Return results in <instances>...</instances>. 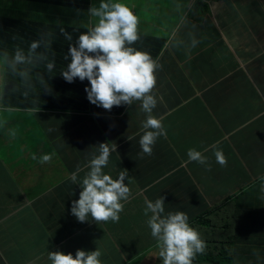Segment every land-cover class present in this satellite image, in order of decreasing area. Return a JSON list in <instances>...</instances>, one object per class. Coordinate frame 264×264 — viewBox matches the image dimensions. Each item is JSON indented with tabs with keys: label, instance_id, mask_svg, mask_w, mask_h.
I'll return each instance as SVG.
<instances>
[{
	"label": "crops",
	"instance_id": "0c3cea01",
	"mask_svg": "<svg viewBox=\"0 0 264 264\" xmlns=\"http://www.w3.org/2000/svg\"><path fill=\"white\" fill-rule=\"evenodd\" d=\"M251 1L254 7L246 8L241 20L238 12L243 5L239 0H221L223 7L233 9V16L219 15L222 11L218 10L216 14L208 5L197 14L195 10L193 18L181 17L182 26H189V30L178 27L162 36L167 43L156 60L161 68L156 72L153 94L157 104L152 115L162 121L166 135L157 138L152 155L143 154L139 146L142 124L147 118L139 102L128 105L125 112L115 117L54 116L51 135L66 134L58 140L66 155L57 171L65 181L61 199L50 194L38 206L25 207L22 220L15 221L13 229L17 234L22 230L33 232L10 237L7 242L0 235V264H49L48 257L42 256L43 231L56 215L73 216L71 205L79 199L82 189L71 181V174L79 169L77 179H83L91 158L99 154L101 143H108L109 147L115 144L116 151L111 152L103 171L113 179L121 170L128 172L132 181L129 183L126 178L124 183L130 188L129 199L141 192L142 183L148 178L158 176L165 163L171 170L156 181V186L162 182L167 187H163L162 196L179 192L194 205L201 201L208 206L219 203L229 192L247 187L264 172V0ZM191 8L186 9L189 12ZM225 18L232 19L234 27ZM2 70L0 66L1 74ZM42 96V100H47L49 92L44 91ZM15 146H21L16 137L12 148ZM193 148L207 158L210 171L204 165L189 162L187 152ZM216 150H222L226 166L216 162ZM48 186L49 182L35 185L31 180L26 188L35 192ZM181 186L189 188L184 191ZM191 194L198 200L191 202ZM22 202L20 199L16 204ZM239 202L240 199L238 206ZM176 204L189 213L185 204ZM129 223H133L129 211L121 212L118 222L105 223L114 243L102 250V264L136 263L145 257L136 238H127L125 230L122 232ZM5 245L16 252L11 260L4 252ZM233 249L239 253L238 247ZM29 251L35 253L32 258L19 255ZM236 255L239 254L229 252V256ZM155 259L156 264L161 263Z\"/></svg>",
	"mask_w": 264,
	"mask_h": 264
},
{
	"label": "clouds",
	"instance_id": "9594fccd",
	"mask_svg": "<svg viewBox=\"0 0 264 264\" xmlns=\"http://www.w3.org/2000/svg\"><path fill=\"white\" fill-rule=\"evenodd\" d=\"M18 1L42 2L41 0ZM60 1L58 0L55 5H58ZM203 2L207 5H211L212 2L217 3L215 0H204ZM43 3L46 4L47 2ZM95 3L94 0H89V3L86 4V9H84V13L95 22L91 25L88 23L87 30L78 36L74 44H69L68 53L64 56V59L68 60L70 58V63L67 64V69L62 71L60 75L68 83H72L75 79H79L81 82L86 79L90 86L84 89L88 101L102 108L95 112L74 113L40 107L9 109L4 108L0 102V113L5 121H8L5 116V111L7 110H18L21 113H38L42 114L50 123L52 117L57 114L115 117L125 112L128 105L131 106L139 102L141 110L147 114V118L142 124L144 132L140 137L139 146L143 154L150 156L157 138L166 135L162 121L152 115L153 109L157 104L153 94L156 86V72L161 68V65L156 61L158 57L154 60L149 53L138 51L133 47L139 41V34H141L138 27L139 19L135 12L126 4L113 2V0H100L99 5L96 3L97 6H95ZM147 3L149 4L148 1ZM196 5L195 1L194 7ZM6 13L7 10L0 6V15L5 16ZM144 26L150 28V25ZM153 27H161V24H154ZM61 34L66 40L72 41V35L64 29H61ZM50 36L51 33H45L40 39L32 41L28 46L27 52L20 47H16L11 54L9 50L0 51V66L20 78L26 89L23 93L25 97L34 89L31 68L43 64L50 73L55 67V60H49L46 54L53 45L49 38ZM193 46H195V41ZM40 48H44L45 51L38 52L37 50ZM27 66H31V68ZM6 71L2 70L0 101L3 100L2 90L6 87L3 80L6 76ZM37 77L43 90L49 92L48 98H52L55 91L49 88L43 75L37 73ZM122 105H127V107L120 114H107L104 112V110L111 111L114 106L119 107ZM9 134L15 139L14 132ZM65 135H54L51 140L47 141L51 153H44L42 157H36L35 155L32 157L38 160V166L50 162L55 164L63 163L66 155L62 153L58 140ZM112 151H116L115 144L112 147H109L108 143L99 144V154L93 155L91 158L87 165L89 170L83 179L80 181L77 179L79 169L71 174V181L74 184H78L82 191L79 193V199L72 202L71 214L73 216L65 215L62 217L67 218L71 224H74L77 231L75 236L69 240H52L49 236V231L56 224L58 215L55 216L49 227L43 231L45 248L42 256L48 257L49 264H102L100 259L102 250L104 247L112 246L114 243L111 241V238L114 240V237L105 223H116L120 219L121 212L124 214L129 211L130 215L136 214L142 207H145L144 215L149 217L147 226L150 229V237L152 238L150 250L152 252L158 247L157 258L160 259V264H228L227 261L232 256H229L228 253H223L221 248L224 247L221 246L219 241L215 239L209 240L198 232L200 224L208 217L218 219L221 226L225 229L228 240H223V244L228 241L227 243L231 247H238L240 253L247 249L245 247L246 243L241 241L251 238L253 233H256L254 229L257 228L258 219L254 211L259 202L264 201V198L261 199L257 193L251 192L250 195L247 193L248 189H251L250 185L235 192H229L219 203L212 204L207 211L196 215L192 220L188 212L178 208L165 215L164 205L165 203L171 205L170 198L168 195L162 196L164 194V190L161 187L162 182H159L156 186V181L167 175L171 170V166L165 163L163 171L158 176L148 178L150 183L146 186L142 185L141 192L134 198L129 199L131 196L130 188L124 183L125 179L128 178V172L121 170L118 178L113 179L103 171L109 163ZM17 153H23L22 147L16 148L15 146V148H11V159H14ZM214 155L219 165L222 167L227 165V159L222 150H216ZM187 156L189 162H197L206 166V170H211L207 158L196 149H189ZM257 178H264V172ZM131 181L132 178H128V182L131 183ZM47 182H49V186L44 190L39 189L35 190V192L30 191L29 194H21L19 200L22 199L23 202L20 204L14 203L11 206V212L2 217L0 221L4 222L14 216L19 217L18 221L22 220L25 207L34 208L50 194H61L65 181L49 180ZM154 192L155 199L152 200ZM156 194L158 195L157 197ZM248 196L251 197V200H247ZM256 198H259V200ZM239 199L240 206L236 203ZM223 210L230 214L236 215L240 212L241 215L247 216V219L251 220L254 227L251 228L249 226L250 230L243 229L239 232L242 233L246 230L248 233L251 232V235L248 238H241L236 234L232 235V228H227L228 225H231L228 220L217 218L218 213ZM226 222L228 225H225ZM32 232L31 230H22L20 234L15 232L12 237ZM225 248L228 249V246L225 245ZM210 252L214 254L220 253V256H222L220 261H214L217 258L210 257ZM24 253L21 254L23 255ZM135 262L137 263V261ZM129 263L124 262V264Z\"/></svg>",
	"mask_w": 264,
	"mask_h": 264
},
{
	"label": "rangeland",
	"instance_id": "374dc122",
	"mask_svg": "<svg viewBox=\"0 0 264 264\" xmlns=\"http://www.w3.org/2000/svg\"><path fill=\"white\" fill-rule=\"evenodd\" d=\"M42 2H23L18 0H0V6L7 10L8 13H11L14 17L21 20H31L34 16H42L43 18L51 16L55 17L58 23L61 21H65L67 18V14L71 11V9L60 8L58 10L57 7H54L58 0H41ZM47 2L46 4L43 2ZM96 3H100V0H94ZM149 2V4L147 3ZM195 1L197 0H113V2H120L126 4L133 12L136 13L139 19V32L141 33H150L158 36H166L168 33L173 32L175 29L189 30V26H182V18L183 16L188 15L191 18L194 16V11L197 6L194 7ZM204 1V0H202ZM209 1V0H206ZM139 2V3H137ZM239 2L243 5L241 10L238 12L239 19H242L244 16V10L246 8L254 7V1L251 0H239ZM95 3V6H97ZM136 3V4H134ZM193 7L189 14L186 8ZM213 10L216 12L222 11L224 13H220L219 15H231L233 16L235 13L233 9L223 7L221 1H217V3H211ZM63 11L64 15L61 16L59 13ZM198 11H196L197 14ZM84 15L89 25L94 23L95 21L88 17L86 13L79 12ZM217 14V12H216ZM229 25L234 27V22L230 18H225ZM154 24H161V27H153ZM144 25H150V28ZM206 30H209L206 28ZM204 31V29H202ZM0 83H2V74L0 73ZM128 115V113H125ZM2 115H0V118ZM34 126L29 124L26 128L21 132V135L29 134L33 132ZM14 137H12L8 133V129L4 126H0V220L2 217L11 212V206L18 202L21 194H29L30 191L26 189V187L31 184V180L35 185H41L44 182L49 180L63 182V180L57 175L58 169L61 167V164H55L50 162L48 164H43L42 166H38V161H32V151L28 149L27 146L23 145L22 150H25L23 153H17V156L14 159H11V148L13 146ZM135 180V179H134ZM161 187L167 188L165 183H161ZM158 195L156 194V197ZM168 197L181 205H184L189 210L190 219H194L196 215L201 214L208 210L209 206L206 205L203 201L200 202L199 205L190 204L188 200V196L179 192L171 193ZM197 197L194 194L190 195V201H197ZM165 213L173 212L175 208L168 203H165ZM150 215V214H149ZM237 215V214H236ZM235 214H230L226 210H223L218 213L217 218L226 219L230 222L232 226L231 233L232 235L236 234L241 238H248L251 235V232L244 230L242 233L239 232L238 226L239 222L242 219H247L245 215H238L239 222L237 223V218ZM62 216H58L56 218V224L49 231V236L52 240H69L73 238L76 234L77 228L74 224L67 218H63ZM148 216H143L139 221L126 224L125 236L127 238H131L134 236L136 238V244L138 248L142 249L141 252L145 253V257L141 258L137 261V263H129V264H156V257L158 256L159 249L155 248L151 252L152 246V238L150 237V229L147 226ZM19 217H12L4 222L0 221V235L5 242L8 241L10 237H12L15 233L13 229V224L15 221H18ZM225 225H228L226 222ZM198 231V230H197ZM203 234L207 239L218 240L221 246L223 253L233 252L236 255L232 257L228 264H242L243 259L248 261H255V257L251 255L252 252L256 251V247L247 248L242 253H237L234 251L233 247H231L227 242L222 243L223 240L227 239V234L225 229L221 226L220 221L218 219L205 218V220L200 224L199 231ZM217 234V237H216ZM110 240V239H109ZM108 240V241H109ZM48 241V240H47ZM46 241V242H47ZM111 241L114 240L111 238ZM126 240H122L121 248L125 249ZM225 245L228 246V249L225 248ZM228 251V252H227ZM4 252L6 253L9 260H11L12 256L16 254V252L11 249L8 245L4 246ZM33 251L25 252L23 255L25 258L29 259L34 256ZM19 255H22L19 252ZM214 258V257H212ZM127 263V262H125ZM35 264H40L37 262ZM124 264V263H123ZM251 264L253 262L251 261Z\"/></svg>",
	"mask_w": 264,
	"mask_h": 264
},
{
	"label": "trees",
	"instance_id": "16d2710c",
	"mask_svg": "<svg viewBox=\"0 0 264 264\" xmlns=\"http://www.w3.org/2000/svg\"><path fill=\"white\" fill-rule=\"evenodd\" d=\"M221 1V0H215ZM89 3V0H77V1H60L57 7L71 9L67 14L65 21L58 23L57 19L53 16H48L43 18L42 16H34L31 20H21L14 17L11 13H6L5 16L0 15V51L9 50L10 54L14 51L16 47L24 49L25 52L28 50V46L34 40L40 39L45 33H51L49 37L52 42L50 51L46 54L48 55L49 60H55V67L52 72H48L43 64H40L38 67L31 68V77L34 89L29 93L27 97L23 95L26 90L22 84V81L18 76L12 75L10 72L6 71L3 67V70L6 71V76L4 77L3 88V100L0 101L4 108L9 109H29V108H46L49 110H58L62 112H74V113H83L89 111H97L102 107L91 104L87 99V94L84 91L86 87L89 86V82L85 79L81 82L79 79H75L72 83L66 82L63 77L60 75L62 71L67 69V64L70 63V58L68 60L64 59V56L68 53V47L70 43H75L78 36L85 32L88 28L87 18L80 14L79 12H85L86 4ZM196 11L201 8L207 9L208 5L205 4L202 0L196 1ZM61 16L64 15V12L59 13ZM148 27V26H147ZM61 29H64L67 33L72 35V41H68L61 34ZM139 41H137L133 47L141 52H147L151 57L156 60L162 52L166 44V39L158 35L150 33H141ZM15 37V39H14ZM38 52L45 51L44 48L37 50ZM37 73L43 75L44 79L47 81L50 89L55 91V94L52 98L47 100H42L44 97L41 84L38 82ZM127 105H122L119 107L114 106L111 111L104 110L107 114H120L122 113ZM1 115V113H0ZM67 115V114H64ZM5 116L8 118V121H5L3 117L0 118V125L4 126L9 130V133L14 132L15 137L19 140L21 146H16V148L22 147V145L27 146L29 150L32 151V157H42L44 153H51L47 141L51 140V126L54 120L49 123L42 114L25 112L21 113L18 110L5 111ZM33 125V132H30L26 135H21V132L26 128L27 125ZM52 137L54 135H51ZM59 136V135H58ZM25 152V150H23ZM32 161H38L32 158ZM38 163V162H37ZM150 183L149 180L143 182V186H146ZM251 189H248L247 193L250 195L252 193H257V195L262 199L264 198V178H257L253 180L250 184ZM181 188L186 191L188 186H181ZM155 192L152 194V200ZM55 195V194H52ZM61 198V194H56ZM259 200V198H256ZM38 203V202H37ZM50 203V202H49ZM172 204L175 208H178V204L172 201ZM144 208L142 207L136 214H131L132 222L134 220H140L144 216ZM179 209V208H178ZM255 215L258 219L256 233L254 232L251 238L242 240L241 242L246 243V248L256 247V251L252 252L256 259L255 261L251 260L253 264H264V201L259 202V205L255 208ZM238 215H241L239 212L236 215L237 223L239 222ZM230 224V222H228ZM238 230L241 232L243 229H248L254 227V224L251 223V220L242 219L239 222ZM227 228H232L231 225H228ZM247 241V242H246ZM210 257H216L214 261H220V253L214 254L210 252ZM251 261L243 259L242 264H251Z\"/></svg>",
	"mask_w": 264,
	"mask_h": 264
}]
</instances>
